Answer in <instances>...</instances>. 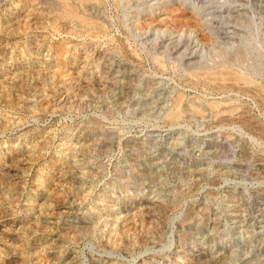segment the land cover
Instances as JSON below:
<instances>
[{
	"label": "rangeland",
	"instance_id": "1",
	"mask_svg": "<svg viewBox=\"0 0 264 264\" xmlns=\"http://www.w3.org/2000/svg\"><path fill=\"white\" fill-rule=\"evenodd\" d=\"M240 1L96 0V28L0 0V264H264L260 3ZM226 9L224 44L205 21ZM207 44L261 94L191 69Z\"/></svg>",
	"mask_w": 264,
	"mask_h": 264
},
{
	"label": "bare ground",
	"instance_id": "2",
	"mask_svg": "<svg viewBox=\"0 0 264 264\" xmlns=\"http://www.w3.org/2000/svg\"><path fill=\"white\" fill-rule=\"evenodd\" d=\"M65 1V0H64ZM67 2H65V3H57V2H55L54 0H42V2L43 3H45V4H47V5H49L50 7H52L54 10H56L57 12H59L63 17H65V18H70V19H72V20H74V21H77V22H82V23H84V24H87V25H91V26H94V27H98L97 25V23H95V22H93V20L91 21V20H87L86 19V16L84 17V16H82L83 14L81 13L83 10H85V9H83L82 11H81V9H80V6H86L87 4L88 5H90V3L92 2V1H96V0H66ZM98 1V0H97ZM203 1V0H202ZM242 1V0H241ZM240 1V2H241ZM247 1V0H246ZM59 2H61V1H59ZM227 2H229V1H227ZM245 2V1H244ZM242 3V2H241ZM259 3H260V7L258 8V16L260 17V23H259V27H258V29H259V31H258V37L260 36V39L258 40V41H255V43H254V37L252 36V38H253V43L255 44L254 45V47H255V49L257 50V54H258V56L260 57V59H262L263 61H264V29H263V26H264V6H262V3H263V1L262 0H259ZM94 4V3H93ZM200 4V3H199ZM203 4L204 3H202V7H203ZM206 4V3H205ZM211 5L210 6H212V4H213V0H211V3H210ZM224 4V3H223ZM243 4V3H242ZM246 5V4H245ZM249 5V4H248ZM105 6V5H104ZM209 6V7H210ZM49 7V8H50ZM257 7V6H256ZM86 8V7H85ZM204 8V7H203ZM212 8H214V6H212L210 9H212ZM216 8V7H215ZM225 8V7H224ZM89 9H91V8H89ZM202 9V8H201ZM207 9V8H206ZM219 9V8H218ZM250 10H251V7L249 8ZM53 10V11H54ZM86 10H87V8H86ZM85 10V11H86ZM89 11V10H88ZM92 11V10H91ZM229 10H227L226 9V11L224 12L225 13V15H223V16H220V15H217L216 13H218V11L217 12H208L209 14H207L208 15V19L206 18V25H205V27L206 28H208L211 32H218V33H214L216 36H217V38H216V41L218 40V42H219V40H224V44L225 43H228L227 41H228V39L229 40H231V36L230 35H233V34H236V35H239V28L238 27H243V25L239 22V21H237L235 18H234V20H231V17H232V15L228 12ZM233 11V10H232ZM244 11V10H243ZM242 11V12H243ZM235 12V11H234ZM241 12V13H242ZM249 12V11H248ZM56 13V12H55ZM58 13V14H59ZM219 13H220V11H219ZM247 13V12H246ZM252 13V12H251ZM234 14V13H233ZM195 14H190V15H187L185 12H180L179 14H177V16H175V17H173L172 18V20H171V23L173 24V26H179V27H181V28H183V27H186L185 28V30L187 29V28H192V27H195V28H197V29H202V24H201V21H202V19L200 20L199 19V17L197 18L196 17V15L194 16ZM255 15H256V13H255ZM243 16H245V15H243ZM89 17V16H88ZM204 17V16H203ZM237 17H238V15H237ZM252 17V16H251ZM240 18V17H239ZM254 18V17H253ZM91 19V18H90ZM224 19V20H223ZM249 19V18H248ZM221 20H223V21H221ZM241 20H244V18L243 19H240V21ZM247 20V19H246ZM252 22V21H251ZM81 23V24H82ZM204 23V22H203ZM245 23H247V21L245 22ZM232 24H234V25H232ZM244 24V23H243ZM248 24V23H247ZM255 24V23H254ZM253 24V25H254ZM249 25V24H248ZM238 26V27H237ZM99 27H100V25H99ZM194 28V29H195ZM231 30H233V31H231ZM253 30H255V29H253ZM194 31V30H193ZM198 32V31H197ZM200 32V31H199ZM202 32V31H201ZM210 33V32H209ZM208 33V34H209ZM206 34V33H205ZM208 34H206V35H203V33H202V35H203V39L205 38V39H207L206 41L205 40H203V42L205 43V42H207V41H209V43L210 42H212V43H214V39L210 36V35H208ZM247 36H249L248 34H247ZM215 37V36H214ZM213 39V40H212ZM256 39H258L257 38V36H256ZM158 40V39H157ZM156 40V41H157ZM192 40H194V39H192ZM243 40V39H242ZM236 41H238V40H236ZM235 41V42H236ZM243 42V41H242ZM155 43V42H154ZM160 43V42H159ZM177 43V42H176ZM195 43V42H194ZM211 43V44H212ZM252 43V44H253ZM179 44V43H178ZM188 44V43H187ZM191 44V43H190ZM193 44V43H192ZM154 45V44H153ZM198 45V44H197ZM208 45L209 44H207V49L208 50H204L203 52H201L200 53V55H194L193 56V58H191V59H196L197 61H193V63H191V69H193V68H195V69H197V68H199V69H203L204 70V72H200L199 71V73H203V75H204V77H205V80H206V82L208 83V84H210V85H214L213 86V88H218V87H221V84H223L224 82H232L233 84H235L236 86H239V88H242V90H244V91H246V92H249V93H254V95H257V96H259L260 94H261V91H259L258 89L256 90L255 88L254 89H252V87H249V85H251V84H253V82H256V80H253L252 79V77L251 76H241V73L240 72H238L236 69H234V68H231V67H227V61H229V60H227V61H225L224 59H223V57H222V52L220 53V51L218 50V48H213V47H210V48H212V49H209L208 48ZM218 45H220V44H218ZM212 46V45H211ZM215 46V45H214ZM193 47V46H192ZM206 47V46H205ZM252 47H253V45H252ZM193 48H195V46L193 47ZM196 49V48H195ZM242 48H238V50L240 51ZM249 49V48H248ZM166 50V49H165ZM222 50V49H221ZM237 50V49H236ZM243 50V49H242ZM241 50V51H242ZM253 50V49H252ZM255 50V51H256ZM192 51V50H191ZM228 51V50H227ZM248 51V50H247ZM195 52V51H194ZM194 52H193V54H194ZM184 53V52H183ZM192 53V52H191ZM224 53V52H223ZM226 53V52H225ZM227 53H229V52H227ZM226 53V54H227ZM233 53V52H232ZM239 53V52H238ZM243 53V52H242ZM251 53V52H250ZM238 55H240V54H238ZM250 56H251V54H250ZM236 57V56H235ZM241 57H243V56H240V58ZM258 57V58H259ZM240 58H239V60H240ZM251 58V57H250ZM200 59V60H199ZM244 59V58H243ZM242 59V60H243ZM237 60V59H236ZM235 60V61H236ZM231 61V60H230ZM254 62V61H253ZM261 62V61H260ZM241 63V62H240ZM248 63H249V61H248ZM242 64V63H241ZM255 64H256V61H255ZM243 65V64H242ZM234 67V66H233ZM257 67V66H256ZM236 68V67H235ZM264 68V67H263ZM260 69L261 68H259V69H256V71L254 72V74L255 75H259L260 73H261V71H260ZM110 70V69H109ZM192 71V70H191ZM196 73V72H195ZM194 73V74H195ZM198 73V72H197ZM196 73V74H197ZM264 73V72H263ZM200 75V74H199ZM203 77V78H204ZM201 78V77H200ZM226 84V83H225ZM229 85H230V83H229ZM240 86H242V87H240ZM234 87V86H233ZM264 87V86H263ZM262 87V88H263ZM236 88V87H235ZM264 91V90H263ZM263 95H264V93H263ZM180 100H181V98H180V95H179V97H178V99L176 98V101H175V103H174V108L169 112V114L167 115V118H168V120L169 121H175L179 116H180V111H179V107H180V105H179V103H180ZM258 100V99H257ZM212 106V108H216V105L215 104H213V105H211ZM211 108V109H212ZM199 111V110H198ZM229 111H231V110H229ZM228 111V112H229ZM232 111H233V109H232ZM231 111V112H232ZM222 117V116H221ZM221 152H222V150H221ZM226 152V151H225ZM227 152H228V150H227ZM224 157V156H223ZM237 168V167H236ZM240 168V167H239ZM252 169V168H251ZM247 170V169H246ZM244 171V170H243ZM258 202V201H257ZM262 207V206H261ZM147 208V207H146ZM256 208V207H255ZM260 211V210H259ZM156 212V211H155ZM160 212V211H159ZM162 212V211H161ZM145 213V212H144ZM157 222V221H156ZM162 223V222H161ZM83 225V224H82ZM85 226V225H84ZM90 226V225H89ZM75 227V226H74ZM74 227H72V228H74ZM161 227V226H160ZM86 228H87V226H86ZM68 229V228H67ZM66 229V230H67ZM80 229H81V227H80ZM129 229V228H128ZM157 229V228H156ZM72 230V229H71ZM86 230V229H85ZM89 230V229H88ZM160 230V229H159ZM68 231V230H67ZM83 231V230H82ZM70 232V231H69ZM72 232V231H71ZM75 232H77V231H75ZM113 232V231H112ZM143 234V233H142ZM141 234V235H142ZM72 235V234H71ZM146 235V234H145ZM70 237V236H69ZM134 238V237H133ZM130 239V238H129ZM139 239H141V238H139ZM131 240V239H130ZM133 240V239H132ZM136 242V241H135ZM149 242V241H148ZM126 243V242H125ZM133 244V243H132ZM134 245V244H133ZM130 246H132V245H130ZM41 256V255H40ZM213 256V255H212ZM41 257H44V258H47V257H45V256H41ZM231 258V257H230ZM48 259V258H47ZM42 260V259H41ZM205 260H206V258H205ZM204 260V261H205ZM44 261H47L46 259H44ZM212 261H213V259H212ZM263 261V260H262ZM41 263V262H40ZM207 264V263H206Z\"/></svg>",
	"mask_w": 264,
	"mask_h": 264
}]
</instances>
